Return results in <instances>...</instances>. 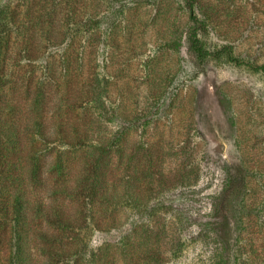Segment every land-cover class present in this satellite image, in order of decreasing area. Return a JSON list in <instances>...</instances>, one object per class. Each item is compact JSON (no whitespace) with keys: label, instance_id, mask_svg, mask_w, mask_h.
<instances>
[{"label":"rangeland","instance_id":"obj_1","mask_svg":"<svg viewBox=\"0 0 264 264\" xmlns=\"http://www.w3.org/2000/svg\"><path fill=\"white\" fill-rule=\"evenodd\" d=\"M69 1L90 31L58 29L67 42L56 47L38 37L32 63L12 37L15 59L1 84L0 130L17 114L22 123L33 116L50 135L36 141L18 175L28 200L27 253L38 264L49 259L63 235L61 211L78 225L105 228L89 225L90 249H119L128 229L113 225L124 215L118 191L128 179L161 208L152 244L161 264H211L219 244L227 264H264V73L251 67L264 65V0L198 1L209 47L234 48L236 63L191 54L185 0ZM16 103L20 112L11 109ZM133 120L120 154L118 146L101 153ZM63 128L71 142L84 137L76 149L58 142ZM37 230L42 236L31 239ZM0 252L4 260L6 247Z\"/></svg>","mask_w":264,"mask_h":264},{"label":"trees","instance_id":"obj_2","mask_svg":"<svg viewBox=\"0 0 264 264\" xmlns=\"http://www.w3.org/2000/svg\"><path fill=\"white\" fill-rule=\"evenodd\" d=\"M13 1L0 0V85L4 82L6 76L10 74L7 72L6 67L10 66V62L15 59L9 53L12 37L14 46L20 43L21 50L19 53L21 57L27 63H32V52L34 54L38 37L56 44V47L60 43L67 42L65 41L66 37L62 39L63 41H59L58 29L76 26L72 32H76L79 28L90 31L88 27L91 26L88 22L83 24L74 5L69 0H15V3ZM198 1L185 0V9L189 16V30L186 33V40L191 54L201 63L210 60L242 62L234 55V48L230 46L214 49L209 47L206 39L210 31L209 24L207 19H201L198 14ZM73 21L75 25L72 24ZM31 27H34L35 31L30 36L27 35L26 30ZM14 30L17 31V35H14ZM49 65L50 62L46 61L47 68H49ZM251 67L264 73V65H251ZM53 80L51 79V81ZM2 90L1 85L0 96L5 94V91L2 92ZM13 96L10 90L8 98L10 99ZM11 109L12 111H21V107L17 103ZM154 113L155 111L150 112V114ZM15 116L18 118L17 120H13V123L7 126L6 129L0 130V246H5L8 252L4 260H1L3 256L0 252V264H38L36 260L39 259L34 260L27 253L30 238L28 200L25 194L24 180L19 178L18 175L28 170L29 162H32L31 159L35 156L38 148L36 141L42 140L48 143L50 135L36 119L34 120L33 116H28L27 121L24 123H22V117L17 116V114ZM101 116L103 117L104 114ZM142 116L141 118H146L148 115L143 113ZM130 124L126 129L119 128L117 135L112 139L113 141L106 146L104 145L103 150H100L97 145L94 146V149H99L102 151L101 153L105 154L112 147L118 146V153L120 154L119 151L123 149L121 145L126 140V135L129 130L135 127L136 122L133 120ZM72 127L76 128L77 126ZM141 127H144V132H146V127ZM67 130L68 128L60 130L58 142L64 144L65 148L70 150L76 149L78 144L83 142L84 137L71 142ZM30 142H33V146H30ZM58 160L61 161V165H64L63 155L59 154ZM124 186V190L118 191L117 201L118 214L124 211V215L122 219L118 218V221L114 222L113 225L115 228L118 226V230L128 229L121 240L119 249H114L108 243L102 244L98 249H90V239L92 238L90 232L92 230L89 225L94 223L86 222L78 225L73 222L68 213L61 211L58 212L59 215L57 216V223H60V228L63 231V235L58 241L59 246L51 247L47 253L49 259L43 260L41 264H161L159 258L154 256V252H152V244L157 241H154L153 238L159 236L154 234L153 222L156 218H159L161 208L150 206L154 196L153 193L143 195L141 190L144 192V189L132 184L129 185L128 179ZM128 211L130 212L129 215ZM124 217L126 222L123 221ZM90 218H93V216L90 215ZM119 225H123V227H119ZM99 230H105V228H102L99 221H96L94 231ZM143 235L144 240H142ZM41 236L40 231L37 230V233H34L31 239ZM209 236V234L206 235V238L209 239ZM138 239H140V242H137ZM64 241L71 244V249L68 246L61 245ZM220 245L213 251L211 264H227L228 262L224 249ZM77 246L91 251L87 254L80 253ZM252 264L258 263L254 261Z\"/></svg>","mask_w":264,"mask_h":264}]
</instances>
